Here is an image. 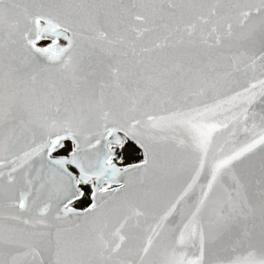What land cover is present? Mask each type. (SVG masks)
Masks as SVG:
<instances>
[{
    "label": "snow or ice",
    "instance_id": "1",
    "mask_svg": "<svg viewBox=\"0 0 264 264\" xmlns=\"http://www.w3.org/2000/svg\"><path fill=\"white\" fill-rule=\"evenodd\" d=\"M0 264H264V0H0Z\"/></svg>",
    "mask_w": 264,
    "mask_h": 264
}]
</instances>
